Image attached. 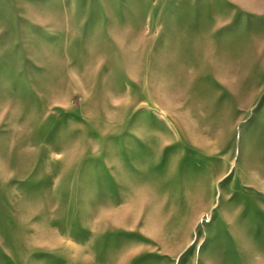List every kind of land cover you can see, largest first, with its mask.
Instances as JSON below:
<instances>
[{
    "label": "rangeland",
    "instance_id": "rangeland-1",
    "mask_svg": "<svg viewBox=\"0 0 264 264\" xmlns=\"http://www.w3.org/2000/svg\"><path fill=\"white\" fill-rule=\"evenodd\" d=\"M0 264H264V0H0Z\"/></svg>",
    "mask_w": 264,
    "mask_h": 264
}]
</instances>
